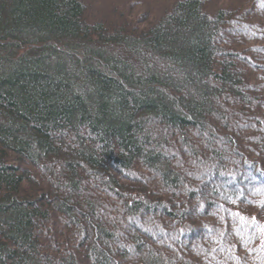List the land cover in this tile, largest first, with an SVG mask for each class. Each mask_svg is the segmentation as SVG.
I'll list each match as a JSON object with an SVG mask.
<instances>
[{"label":"trees","instance_id":"1","mask_svg":"<svg viewBox=\"0 0 264 264\" xmlns=\"http://www.w3.org/2000/svg\"><path fill=\"white\" fill-rule=\"evenodd\" d=\"M136 1L0 0V264H264V137L236 150L212 108L264 109L263 65L213 44L242 21L264 39V0H176L147 26Z\"/></svg>","mask_w":264,"mask_h":264},{"label":"rangeland","instance_id":"2","mask_svg":"<svg viewBox=\"0 0 264 264\" xmlns=\"http://www.w3.org/2000/svg\"><path fill=\"white\" fill-rule=\"evenodd\" d=\"M93 1L94 0H88V3H87V1L86 0H83V2L86 4V10H87V12L89 13L88 15L89 16H96V15H98V13L96 12V11H99V10H101V4L103 3V2H105V0H99L100 2L102 1V3H100L99 4V6H97V5H93ZM106 1H110V0H106ZM115 2H117L118 3V5L116 4L115 6L117 7V6H119V4H122L123 3V5H124V3L126 2V1H128V0H125V2H124V0H114ZM176 0H155V1H151V0H139L138 2H137V4H136V6L138 5V6H141L142 8H139L138 6H137V9L135 10V9H133V14L135 15V16H137L141 11H143V12H146V14H145V16L144 17H142L143 19H140L139 20V23H142V25H145V26H147L148 24H150V25H153L156 21H157V19L159 18V17H161L162 16V13H165V11H168L167 9L170 7V4L173 2H175ZM151 2H155V4H153V6H155V7H151L150 5L152 4ZM109 3V2H108ZM202 3H203V0H202ZM213 4V2H211L210 0H206L205 1V3H204V8L206 9H204L205 11H206V14L207 15H209V16H211L212 15V10H214V7L216 8V5H214L213 4V6H212V4ZM112 4V3H111ZM110 4V5H111ZM93 5V6H92ZM163 5V6H162ZM160 6H162V7H160ZM167 6H168V8H167ZM218 6V5H217ZM223 6V5H222ZM157 7H160V8H157ZM166 7V8H165ZM226 7V6H225ZM258 8L260 9V10H264V2L262 3V4H260L259 6H258ZM140 9V10H139ZM139 10V11H138ZM211 10V11H210ZM245 20V19H244ZM244 24V25H243ZM231 25V26H230ZM244 26L246 27V25H245V22L244 21H242L241 23L239 22V24H234V25H232V24H229V23H227V25H226V29H224L222 32H220L219 30H216V32H215V34H214V42H213V44L215 43V45H218L217 47H220V46H222V43H223V39H224V42L225 43H228V42H230V41H235V43L238 45V42H240L241 44H243L242 46L243 47H241V46H239V47H234V48H236L237 50H231V49H229V48H226L225 47V50L227 51V55H228V53L230 52V53H232L233 54V51H235L236 53H238V50H239V53H240V55L242 54V56L243 55H245V57H247L248 59H251V60H249V62H256V64H257V66L258 67H260V66H262L261 68H259L260 70L261 69H264V53H263V51H264V39H260V36H257V37H255L254 39H252L251 41H249V39L246 37L248 34H247V32L245 33V34H239L238 36H235V33H239L240 31H243L244 30ZM235 31V32H234ZM233 32H234V36H233ZM259 33H261V31H258ZM248 33H250V32H248ZM228 46V45H227ZM260 46V47H259ZM239 48V49H238ZM258 48H260V50H259V56L260 57H257V56H255V53H256V50H258ZM242 51H244V53H241ZM260 51H262V53L260 52ZM219 54H221V56H222V54L223 53H219ZM226 55V56H227ZM239 55V54H238ZM256 57L259 59L260 58V60H257L256 59ZM223 58H225V57H223ZM231 59H233V58H231ZM240 61H242V59L241 58H236L235 59V63L234 64H236V67H234V69H237V67L239 66V65H241V62ZM239 62H240V64H239ZM243 62V61H242ZM245 62V61H244ZM245 64V63H244ZM161 66V65H160ZM162 67V66H161ZM163 68V67H162ZM238 70V69H237ZM259 70V71H260ZM239 71V70H238ZM263 71V70H262ZM173 77L175 78V79H177L176 77H178V76H176L175 74H173ZM191 91V90H190ZM192 92V91H191ZM263 94V93H262ZM225 102H224V100H221V97H219V99H218V103H214V104H212V108L218 113V114H220L227 122L224 124L225 125V131L224 132H222V133H224L223 135H225V140L227 139H229V140H233L234 142H236L237 144L235 145V149L237 150H243L246 146H244L245 144L247 145V147L248 146H250L251 145V142L252 143H255V142H253V140H255V138H261V140H263L262 138L264 137V131H262V130H260V127L262 126V121H260V120H258V119H256L255 118V116H258V115H260V114H262L263 116H264V109H260V110H258L257 112V114L255 113L254 114V112H252L253 114H254V118L253 117H251V115L250 116H248V117H246V118H243V117H238V115L239 114H234V113H236V112H234V109H232L233 110V112H232V110L230 109V106H226L225 104H224ZM218 116V115H217ZM261 116V115H260ZM215 118V117H214ZM239 118V119H238ZM210 119V118H209ZM246 119V120H245ZM208 120V119H207ZM213 122H210L211 123V125L210 124H208V125H206L205 126V129L207 130V131H211V132H213L214 134H216L215 133V130H214V128L216 127V124H217V122L213 119L212 120ZM215 121V122H214ZM242 123H246L245 124V126H243L242 125ZM263 123H264V120H263ZM209 126H210V128H209ZM246 129V130H242V129ZM253 129V130H252ZM206 130H201V131H199V134H201L202 136H206L205 135V132H207ZM252 130V131H251ZM166 134V136L168 137V132L167 133H165ZM256 136H258V137H256ZM220 145H222L223 147L224 146H226V144L224 143V141H223V139H224V137L222 136H220ZM210 139H211V137H210ZM161 140V139H160ZM219 143V142H218ZM259 143V142H258ZM216 144H217V142H216ZM227 147V146H226ZM165 147H162V148H160L158 151H160L162 154H163V156L164 157H167L168 156V154L167 153H165V152H167V150H165L164 149ZM183 152V151H182ZM181 152V153H182ZM181 153L179 152V155L181 156ZM183 154V153H182ZM232 154L231 153H228V155L227 156H231ZM218 164V163H217ZM213 172V171H212ZM141 173V175H139L141 178H142V180H145V178L147 179L148 177H149V174L147 173V172H140ZM180 173V172H179ZM190 172H188V169H186V172H184V173H182V177L183 178H186L187 180H188V185H189V182H190V179L188 178V174H189ZM138 174V173H137ZM153 175H155V174H153ZM180 175H181V173H180ZM198 175H200V174H198ZM197 175V180H199L200 182L199 183H204L203 185H200V186H198L197 187V189L198 188H202V190H205V191H208L209 190V188H207V186H209V185H212V183L210 182V181H212V180H210L208 183H205L204 181L206 180V178L204 177H201V175L200 176H198ZM195 177V176H194ZM215 178V179H214ZM149 179V178H148ZM185 179V180H186ZM218 179H220V176H215L214 174H213V180H215V181H218ZM198 183V184H199ZM253 186V185H252ZM183 187V186H182ZM182 187H181V189L180 188H177L178 190L180 189V190H182ZM190 188L192 187V186H189ZM212 187H214V186H212ZM250 187V186H249ZM249 187H246V188H249ZM158 188V187H157ZM233 188H235V187H233ZM191 189H195L194 188V186L191 188ZM179 190V191H180ZM196 190V189H195ZM194 190V191H195ZM181 192V191H180ZM67 193H69L68 191H67ZM151 193H153V192H151ZM154 194V193H153ZM174 195H175V197L178 199V195L177 194H173V195H171V194H169L168 196H172V197H174ZM209 195V194H208ZM83 196H85L86 198L87 197H91L92 195H87V194H85V195H82V197ZM180 196V195H179ZM182 199H183V203H185V206L186 205H188V206H191L192 205V203H194V201H198V202H200V201H202V199H200V198H198V197H196L195 198V200L193 201L192 200V202H188L187 200H186V197H185V195L183 196V195H181L180 196ZM212 197V196H211ZM210 198V197H209ZM208 198V199H209ZM195 204H197V202L196 203H194V205L193 206H196ZM151 206H157V205H151ZM168 206H172L171 205V203H170V205H168ZM223 206H224V203H223ZM77 207V206H76ZM156 210H158V212L160 213V211H159V209L158 208H155ZM77 211V210H76ZM104 211L103 210H100L99 211V209H97V214H98V221H100V220H102L101 222L103 223V221L105 222V220H104V218H103V216H104V213H103ZM142 213H141V219L142 220H144V219H146L147 217H148V211H145L144 212V210H142L141 211ZM220 213H222V212H220ZM53 217L55 218L56 217V214L55 215H53ZM197 217L196 216H194V219H192L191 220V222L193 223V224H195V226H198L199 224L197 223V219H196ZM135 222V221H134ZM136 225H138V224H136ZM135 225V226H136ZM132 228V227H131ZM196 231H197V229H196ZM199 234H200V232H199ZM210 233L208 232V231H206L205 232V234L203 235V236H205V237H210L211 236V234L209 235ZM118 236V235H117ZM202 236V235H201ZM119 237H120V234H119ZM81 238V237H80ZM79 238V239H80ZM116 238H118V237H116ZM200 238V237H199ZM224 238H227V236L226 235H224ZM45 240V239H44ZM196 240V239H195ZM45 242H46V246H44V248H43V251H51V252H54V254H56L55 256H57V255H62V254H66L67 255V252L68 251H64V250H62V251H60V252H55L53 249H52V245L50 244V242H49V240H45ZM221 242L223 243V241L221 240ZM56 248H58V246L56 247ZM62 247H60L59 246V249H61ZM181 249V248H180ZM179 249V250H180ZM250 248H249V246L247 245V244H243V246L240 248V251L238 252V255H240V256H242V257H244V255H246L248 258H252V254H250V253H247V251L249 250ZM53 250V251H52ZM76 250V249H75ZM70 251H72L71 249H70ZM193 253H191L192 254V257H197V258H199L200 259V256H204V254L201 252V251H199V250H194V251H192ZM255 252V251H254ZM67 257H68V255H67ZM219 257H221V254H219ZM255 257L257 258L258 257V253H256L255 254ZM76 258H77V260L78 261H81L82 259H81V256H76Z\"/></svg>","mask_w":264,"mask_h":264},{"label":"snow or ice","instance_id":"3","mask_svg":"<svg viewBox=\"0 0 264 264\" xmlns=\"http://www.w3.org/2000/svg\"><path fill=\"white\" fill-rule=\"evenodd\" d=\"M236 215H239V213H236ZM241 219L244 220V219H247V218L246 217H241ZM251 220H252L253 223H255L256 217L255 216L251 217ZM260 230H261V233L264 234V226H262Z\"/></svg>","mask_w":264,"mask_h":264}]
</instances>
